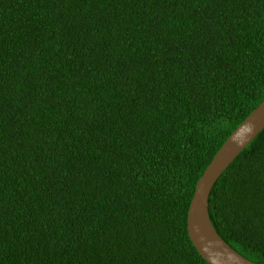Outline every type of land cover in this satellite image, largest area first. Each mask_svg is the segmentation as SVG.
<instances>
[{
	"label": "trees",
	"instance_id": "trees-1",
	"mask_svg": "<svg viewBox=\"0 0 264 264\" xmlns=\"http://www.w3.org/2000/svg\"><path fill=\"white\" fill-rule=\"evenodd\" d=\"M264 99V0H0V264H209L196 182ZM208 216L264 264V127Z\"/></svg>",
	"mask_w": 264,
	"mask_h": 264
},
{
	"label": "water",
	"instance_id": "water-1",
	"mask_svg": "<svg viewBox=\"0 0 264 264\" xmlns=\"http://www.w3.org/2000/svg\"><path fill=\"white\" fill-rule=\"evenodd\" d=\"M264 127V99L229 134L197 180L187 212V232L209 264H257L233 250L218 235L208 216L210 191L221 173Z\"/></svg>",
	"mask_w": 264,
	"mask_h": 264
}]
</instances>
